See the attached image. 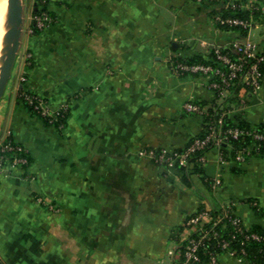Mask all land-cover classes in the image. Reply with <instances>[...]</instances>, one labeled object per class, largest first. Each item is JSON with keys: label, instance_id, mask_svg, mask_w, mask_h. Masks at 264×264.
<instances>
[{"label": "crops", "instance_id": "0c3cea01", "mask_svg": "<svg viewBox=\"0 0 264 264\" xmlns=\"http://www.w3.org/2000/svg\"><path fill=\"white\" fill-rule=\"evenodd\" d=\"M229 1L47 0L55 21L33 33L35 0H22L0 141L10 137L26 150L30 177L0 172L3 264H172L173 229L202 204L232 203L245 226L264 225V156L236 164L209 149L203 176L219 183L208 188L202 175L191 174L187 186L179 170L144 153L181 147L199 132L201 118L183 104L211 102L214 92L206 74L176 65L243 39L211 15ZM252 1L262 10L264 0ZM263 16L248 32L261 44ZM21 88L52 108L66 102L65 125L45 124L20 105ZM246 97L233 116L264 122V78ZM216 260L240 263L228 252Z\"/></svg>", "mask_w": 264, "mask_h": 264}, {"label": "trees", "instance_id": "16d2710c", "mask_svg": "<svg viewBox=\"0 0 264 264\" xmlns=\"http://www.w3.org/2000/svg\"><path fill=\"white\" fill-rule=\"evenodd\" d=\"M218 2L219 0H207L205 3L207 5H212L217 4ZM247 2L248 0L229 1L226 2L225 5L220 9H212L211 15L216 26L223 30L238 31L242 36H244L247 32L246 27L240 24L227 22L226 20L237 19L246 23L250 22L251 19L261 20L264 12L260 10V8H255L258 7L256 4H251L250 7H244L245 5H247ZM39 5H41V7ZM42 13L47 14L51 18V21L47 26L55 21V17L47 8V0H44V2H39L38 0H36L34 3L32 16L40 15ZM215 17H218L219 19ZM220 20H225V22L221 23ZM42 29L43 28L36 27L33 20L32 32L38 33ZM233 49L234 44L232 43L227 48H218V52H216V48L213 49L207 59L195 56L184 61L181 60L179 62L185 64H206L210 65L213 70L219 68L224 73H226L227 68L222 64L221 60L217 58V54L220 53L227 55L228 57L235 58L236 54L234 53ZM259 55L262 56L263 59L257 61L258 70L264 78V43L261 44V52L259 53ZM253 61L256 60L254 58H246V61H244L242 64L243 69ZM210 74V81H218V77L213 72H211ZM243 87L249 89V87L240 80V74H238L236 77L230 79V84L227 87V94L225 98H223L222 100L220 99L221 102H218L219 95L216 90L213 91V101H195V103H198L201 106H208L205 112H202L200 115L202 116L201 130L181 147L171 149H147V152H153V162L159 166L166 167L168 166L169 162L173 161L174 167L181 171L180 179L183 184L189 186V174L196 173L202 175L205 185L208 188H211L212 180L207 178L206 176H203V169L200 166V158L203 157L209 149L213 147H219L221 149L222 157L228 160H236L237 154L240 153L244 157L243 162L247 161L251 157L264 156V139H257L254 137L255 133L264 134V122L251 124L240 117H229L227 114L228 111H230V105L232 103H238L240 90ZM23 91L28 90L21 88L17 92L18 103L27 108L31 114L40 117L45 124L57 127L58 129L62 128L65 125L68 110L67 112H64L63 116H59L54 123L49 124L44 117H42L36 110L32 108V106L27 105L24 101L21 100L18 94ZM235 128L239 130V133L236 136H233L230 131ZM210 132H213V134L211 135L209 140H207L201 148H195L188 151L183 162H181L180 156L187 152L188 148L194 143V141L203 140ZM214 137H220L222 139L221 142L216 143ZM4 143H8L14 147L13 150L6 151L4 154H7L9 158L14 155L23 156L24 158H26L27 165H21V168L26 169V167L31 163V158L26 150L10 137L5 138ZM16 146H18L19 149H15ZM159 155H162L165 161L159 162L157 160ZM190 162H193V168L192 171L189 172V170L185 167V163ZM27 173V171L23 172V175L26 176ZM249 203L256 212H260L254 201H250ZM226 207L230 212L232 207ZM221 210H224V207L221 205H218L216 209H212L210 207H207L205 204H202L199 206L196 212L191 215L196 216L198 213L205 212L207 215L206 217H209V220L203 222L202 224H198V226H196V228L192 230L186 238L181 239L176 237L175 240L177 243V250H179L182 254L180 259L184 260V246L187 244V241L189 239L199 241V237H201L206 231V236L198 242L196 247L195 254L198 257V260H192L190 264H206L210 261V258L212 256L226 252V248L222 246L223 243H226V246H228L230 250L234 251V256L243 259L244 262H242L241 264H264V225L245 226L240 220L234 223L232 222V220L237 217L235 214H232V212H230L231 214H228V218H223L220 221H216V215ZM189 218L190 217H188L187 220ZM184 227L185 225H181L178 226L177 229L182 230ZM252 234L256 235L257 238H253Z\"/></svg>", "mask_w": 264, "mask_h": 264}, {"label": "built area", "instance_id": "2783aa9c", "mask_svg": "<svg viewBox=\"0 0 264 264\" xmlns=\"http://www.w3.org/2000/svg\"><path fill=\"white\" fill-rule=\"evenodd\" d=\"M36 1V0H35ZM39 2H44V0H38ZM41 7V5H39ZM255 8H260L261 5ZM262 11H264V7H262ZM219 19L218 17H215ZM32 20H34V23L36 27L38 28H44L48 25V23L51 21L50 16H48L45 13H42L40 15H33ZM264 20V16H263ZM227 22H231L234 24H240L247 28L246 34L243 36L242 40L235 41L234 44V53L236 54L235 58L228 57L224 54H217V58L221 60L222 64L227 68V72L224 73L221 69H212L210 65L201 64V63H194V64H177L176 68H179L181 70L187 71V72H201L206 75H209L211 72H213L217 77V80H211L208 84L209 88L211 90H216L219 95V100L223 98L225 93L228 91L227 87L230 84V79L236 77L238 74H240V80L244 82L249 89L242 88L240 90V97L238 102L242 103L246 100V96L253 94L256 92V90L261 86L262 81V75L258 70L257 61H260L263 59L262 56L259 55L261 52V42H257L250 38L248 35V31L252 28L253 24L255 23L254 20H250V22L246 23L241 20L232 19V20H226ZM221 23L225 22V20H220ZM216 48V52H218ZM246 58H254L256 61L250 62L244 69H243V62L246 61ZM211 75V74H210ZM22 101H24L27 105L32 106L34 110L38 112L42 117H44L49 124L54 123L59 116H63L64 112H67L68 110V104L66 102L61 103L58 107L52 108L48 105L47 101L41 97L38 94L30 93L28 91H23L18 94ZM183 109L187 113H195V114H201L202 108L200 105L196 104L193 101H189L183 104ZM230 133L233 136H236L239 133L238 129H233L230 131ZM213 132H210L203 140H195L194 143L188 148L187 152L185 154H182L180 156L181 162H183L185 156L187 155L188 151L193 150L195 148H201L203 144L209 140ZM254 137L257 139H264V134L255 133ZM214 140L216 143L221 142L220 137H214ZM14 147L11 146L8 143H4V139L0 141V172L5 169H19L23 172H28V167L26 169L21 168V165H27V160L23 156H17L14 155L11 158L7 154H4L6 151L13 150ZM15 149H19L18 146L15 147ZM147 156H149L151 159L153 158V152L152 151H145L144 152ZM157 160L159 162H163L164 158L162 155H159ZM236 160L239 162H242L244 160V157L242 154L238 153L236 156ZM27 177L29 174L27 173ZM217 181V180H216ZM38 203H40L43 206L50 207V204L43 198V197H36L35 198ZM207 215L205 212L198 213L196 216H193L190 218V220L187 222L189 227L195 228L197 224L205 218ZM234 223L238 222V218H234L232 220ZM202 235L199 237V241L203 239ZM253 238H257L256 235L252 234ZM199 241H190V245L186 248V256L184 257L187 260H198L197 255L195 254L196 247ZM226 243H223V247L226 248V251H229L230 253L234 254L233 250H230L228 246H226ZM215 256L211 257V263H215Z\"/></svg>", "mask_w": 264, "mask_h": 264}, {"label": "water", "instance_id": "95a60500", "mask_svg": "<svg viewBox=\"0 0 264 264\" xmlns=\"http://www.w3.org/2000/svg\"><path fill=\"white\" fill-rule=\"evenodd\" d=\"M1 1L7 6L8 19L0 33V99L19 48L24 12L22 0Z\"/></svg>", "mask_w": 264, "mask_h": 264}, {"label": "rangeland", "instance_id": "374dc122", "mask_svg": "<svg viewBox=\"0 0 264 264\" xmlns=\"http://www.w3.org/2000/svg\"><path fill=\"white\" fill-rule=\"evenodd\" d=\"M199 1H202V2H206L207 0H199ZM248 3H249V7H250V5L251 4H256L257 6H260L261 4H257V2H253L252 0H248ZM255 22L256 21H260L259 19H257V20H254ZM249 32V31H248ZM251 38V37H250ZM251 39H253V38H251ZM254 40V39H253ZM255 41H257V40H255ZM257 42H259V41H257ZM207 76V78H208V84H209V82H210V77H211V75L209 74V75H206ZM213 91V90H212ZM226 94H227V92L225 93V95L223 96V98H225V96H226ZM248 96V95H247ZM223 98H221V100L223 99ZM218 102H221V101H218ZM196 104H198V103H196ZM199 105V104H198ZM201 106V105H200ZM234 104L232 103L231 105H230V111H228V116L229 117H232L233 116V114H232V110H233V108H234ZM207 107L208 106H205V105H202L201 106V108H202V112H205V110L207 109ZM193 114H195V113H193ZM197 115H199V117L201 118V125H202V116H200L201 114H197ZM201 128H202V126L200 127V130H201ZM199 130V131H200ZM195 136V135H194ZM193 136V137H194ZM218 150H219V155H220V158H221V161H227L228 159H225V158H223L222 157V154H221V149L219 148V147H216ZM164 149H171V148H164ZM207 153V152H206ZM206 153L204 154V156L203 157H201L200 158V161H201V163H200V166L201 167H203V165H204V163H205V160H206ZM163 161H165V160H163ZM231 161H233L234 163H236V164H240V163H242V162H238L237 160H231ZM238 162V163H237ZM185 167L189 170V172L190 171H192V168H193V162H190V163H185ZM170 168H175L174 167V162L173 161H171V162H169V164H168V166H166L165 167V169H170ZM175 169H177V168H175ZM177 170H179V169H177ZM180 171V170H179ZM181 172V171H180ZM191 174H196V173H191ZM191 174H189V177H190V175ZM28 177H30V175L28 176ZM219 183V181L217 180V181H212V184H211V187L212 188H214L217 184ZM221 206H223L224 207V210L222 211H219L218 212V214L216 215V221H220V220H222L223 218H228L227 216H228V214H231L230 212H232V214H235L233 211H234V209H233V204L232 203H227V204H222ZM226 206H228V207H232V209H231V211L229 212V209L226 207ZM48 209L50 208V207H47ZM217 208V206L216 207H214V208H212V209H216ZM196 212V211H195ZM195 212H193V213H195ZM193 213H191V214H189L184 220H183V222H182V224L181 225H185V227L182 229V230H179V229H177V228H175V229H173V236H174V238H176V237H180L181 238V234L182 233H184V232H186V236H188L189 234H190V232L192 231V230H194L195 228H193V227H189L188 226V224H187V222L190 220V218L191 217H193V216H191ZM236 215V214H235ZM188 217H190L189 218V220H187V218ZM236 217L242 222V220L236 215ZM209 220V217H205V218H203L198 224H202L203 222H206V221H208ZM233 222V221H232ZM198 224H197V226H198ZM242 224H243V222H242ZM180 225V226H181ZM244 225V224H243ZM206 231H205V233L203 234L204 236H203V238L206 236ZM194 241L195 242V240L194 239H189L188 241H187V244L184 246V248H185V252H184V256H186V248L190 245V241ZM3 248V245L1 244V242H0V264H3V260H2V249ZM226 252H228V253H230L229 251H226ZM230 254H232V253H230ZM181 253H180V251L179 250H177V246H176V250H175V252H173V259H172V264H190V262L193 260V259H191V260H187V259H185L184 258V260H181L180 258H181ZM234 255V254H233ZM217 256L218 255H215V260H214V262L215 263H211V258H210V261L209 262H207L206 264H218L217 263ZM198 258V257H197ZM238 258V257H237ZM239 260H240V263L239 264H241L242 262H244L243 261V259H240L239 258Z\"/></svg>", "mask_w": 264, "mask_h": 264}, {"label": "bare ground", "instance_id": "6f19581e", "mask_svg": "<svg viewBox=\"0 0 264 264\" xmlns=\"http://www.w3.org/2000/svg\"><path fill=\"white\" fill-rule=\"evenodd\" d=\"M7 19H8L7 6L3 4L2 1L0 0V33Z\"/></svg>", "mask_w": 264, "mask_h": 264}]
</instances>
